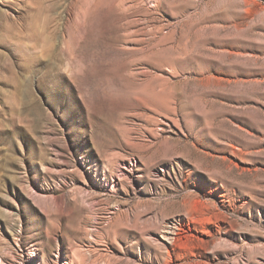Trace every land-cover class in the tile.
Here are the masks:
<instances>
[{"label":"rangeland","instance_id":"374dc122","mask_svg":"<svg viewBox=\"0 0 264 264\" xmlns=\"http://www.w3.org/2000/svg\"><path fill=\"white\" fill-rule=\"evenodd\" d=\"M0 264H264V0H0Z\"/></svg>","mask_w":264,"mask_h":264},{"label":"bare ground","instance_id":"6f19581e","mask_svg":"<svg viewBox=\"0 0 264 264\" xmlns=\"http://www.w3.org/2000/svg\"><path fill=\"white\" fill-rule=\"evenodd\" d=\"M133 167V166H132Z\"/></svg>","mask_w":264,"mask_h":264}]
</instances>
